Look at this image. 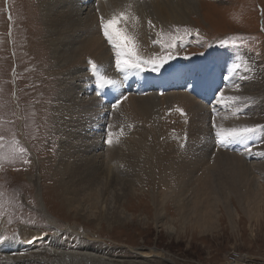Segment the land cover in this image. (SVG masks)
<instances>
[{
    "label": "rangeland",
    "instance_id": "374dc122",
    "mask_svg": "<svg viewBox=\"0 0 264 264\" xmlns=\"http://www.w3.org/2000/svg\"><path fill=\"white\" fill-rule=\"evenodd\" d=\"M198 3L197 9L189 12L187 17L180 21L170 20L160 25L159 31H155V24L151 23L147 32H153L155 37L150 38L149 49L152 54L149 57L165 55L171 51L178 60H170L164 66L170 62L172 66L174 63L180 64L179 61L198 63L204 56H207L209 62L216 61L206 68L212 77L209 80L216 86L215 96L219 88L218 81L229 84L235 81V76L230 80L222 76L224 73L229 75L228 67L230 70L233 68L230 63L233 55L227 51H236L252 58L258 75L264 81V0H199ZM41 11L37 0H0V133L8 135L0 137V235L17 233L15 238L0 243L1 255H21L22 264H46L58 258V261L67 264H81L83 258H99L96 252L102 255L105 262L110 258L137 259L141 256L133 249L142 247L165 252L174 264H246L244 258L264 261V173L261 170L258 173L254 166L261 160L264 163V122L252 124V128H256V131L250 133L253 148H238V143L221 142L215 133L219 128L222 129L219 122L221 118L224 121L225 115L221 112H230L225 107L218 109L217 106L219 111L214 119L216 129H213L215 140H211L212 148H208L207 164L210 165L220 153L240 156L241 151L245 152V159L242 157L245 162L254 163L251 166V175L254 177L252 181L262 190L258 217L256 215L249 219L233 200L230 204L233 215L220 204L215 206L216 228L211 232H201L191 223L181 225L175 208V204L180 202L170 194L174 185H165L157 169L152 167V171H146L142 166L144 162L139 165L137 182L126 185V194L121 195L118 201L124 213L129 215L128 219L122 220L124 214H119L114 217L109 215L111 221H99L95 217L101 214H86V211L71 206L67 177L61 171L59 162L62 132L56 129L53 111L60 91L61 76L52 75L51 72L53 53L46 40ZM177 36L181 39L175 40ZM173 43L177 46L169 48L168 45ZM185 56L188 58L185 59ZM220 67L223 69L220 70ZM184 70L192 75L197 73L195 69ZM213 71L218 73V78L210 74ZM243 72L239 75H243ZM247 75L251 76L252 72L248 70ZM243 82L241 76L239 83ZM123 85L124 90H129L128 85ZM91 90H94L93 87ZM262 91L258 89L256 93ZM93 94L87 96L84 92L85 97H92ZM259 95L252 96L259 99ZM210 97L213 98L209 94L203 95L202 100H199L211 103L213 100H204ZM111 104L109 101V107L102 109L101 115L106 120L105 128H110L107 132L114 134L116 128L110 122V116L113 117L111 112H114ZM107 132L101 129L98 137L101 140L91 139L99 143V146L87 150L88 155L103 165L107 151ZM254 142L260 145L259 148H254ZM21 148L25 150L22 153ZM110 166L116 170L117 164L112 163ZM101 168L100 181L105 178H109V181L117 180L108 169L102 172ZM191 197V191H188L180 201L189 204ZM158 211H162L164 221L175 219L172 233L169 234L156 223ZM79 246L93 247L96 257L86 249L83 251L88 253L80 255L83 251L80 252ZM62 249L69 250V253H62ZM72 250H79V256Z\"/></svg>",
    "mask_w": 264,
    "mask_h": 264
},
{
    "label": "bare ground",
    "instance_id": "6f19581e",
    "mask_svg": "<svg viewBox=\"0 0 264 264\" xmlns=\"http://www.w3.org/2000/svg\"><path fill=\"white\" fill-rule=\"evenodd\" d=\"M37 1L42 9L46 40L53 53V68L54 66L55 68H52L51 72L52 75L61 76V81L58 80L60 91L55 99L53 111L56 129L62 132L59 162L63 169L61 171L68 179L64 177L70 189V197L67 199L71 206L77 210L86 211V214H101L95 215V219L99 221L101 219L111 221L109 215L114 217L119 214H124L121 217L122 220L128 219L129 215L124 213L118 201L121 195L126 194L128 188L126 185L137 182L139 165L144 162L142 166L144 165L143 168L145 167L146 171H150L153 167L158 170L159 178L165 182V185L166 183L174 185L170 194L180 202L175 204V208H177L181 225L191 223L201 232H211L216 228L215 206L220 204L231 215L234 212L230 206L233 200L249 219L258 214L261 189L252 181L254 177L251 175V166L254 163L245 162V152L241 151L240 156L227 154V152L220 153L210 165L207 164L208 148L211 140L215 138L214 119L217 117L219 108L225 107L230 111L221 112L225 115L224 121H221L223 119L221 118L219 122L222 124V129L252 128V124L264 122L261 116L262 111L264 112V92L256 93L258 89L264 90V81L258 75L252 58L236 51L226 52L233 55L230 60L233 68L230 70L228 67L229 75L224 73L225 75L222 76L229 77V80L235 76V81L229 84L217 80L219 88L215 96L216 86L209 80L212 77L209 76L206 68L216 61L209 62L207 56H204L198 63L186 65L174 63L172 66L170 62L159 72L136 69L119 72L115 67L116 50L107 42L100 26L101 17L109 19L114 14L124 12L127 19H122L119 27L133 38L137 55L144 59H151L153 57H149L152 54L149 43L150 38L153 39L155 34L147 32V29L151 28L148 22L152 21L155 24L154 30L159 31L160 25L170 20L180 21L183 17H187L189 12L197 9L199 0ZM89 60L98 65L99 73L117 80L118 83L98 88L97 76L89 71L91 70ZM184 69H195L197 73L192 75ZM248 70L252 72L251 76L247 75ZM242 72L244 82L240 84L239 74ZM210 74L218 78L217 72L213 71ZM123 84L128 85L129 90H124ZM92 87L94 90H91ZM157 91H160L162 95H158ZM84 92L87 96L93 92L95 94L92 97H85ZM207 94L212 95L213 98L204 100L213 101L206 104L199 99L202 100L201 97ZM258 94H260L259 99H254L253 96ZM115 100H119L120 104L113 108L114 112H111L113 117L110 116V122L116 131L113 130L115 133L112 136V143H107L103 165V163L99 164L95 157L88 155L87 150L99 146V143L91 139L98 138L101 129L106 132L110 129L105 128L106 120L102 117L101 110L109 107V101L110 104L111 101L115 104ZM178 108L183 110V115L177 111ZM250 135L249 133L239 139L227 140V143H238V148H253ZM259 146L256 144L254 148ZM112 163L117 164L116 170H112L110 166ZM263 164L262 160L254 164L258 173H261L260 170L264 173ZM100 168L102 172L103 169H108L117 180L109 181V178H105L100 181ZM188 191L189 193L191 191L192 197L188 201L189 204H184L185 201L180 199ZM161 213L162 211H158L156 214V223L170 234L174 230L172 223L175 219L164 221ZM64 249L61 252L68 254L69 250ZM80 249V252L84 249L90 250L94 257L100 256L99 258L84 256L86 259L83 258L81 264H174L165 252L156 248H135L133 250L141 257L127 260L110 258L107 262L103 260L102 255L98 254L99 252L94 254L93 247ZM86 251L80 255H86L88 253ZM72 252L78 253L79 256V250H72ZM60 258L62 260V257ZM58 259L50 263L48 261L46 264H67ZM244 259L246 264H264V261ZM22 260L21 255L7 256L0 253V264H22Z\"/></svg>",
    "mask_w": 264,
    "mask_h": 264
},
{
    "label": "snow or ice",
    "instance_id": "6c2138e0",
    "mask_svg": "<svg viewBox=\"0 0 264 264\" xmlns=\"http://www.w3.org/2000/svg\"><path fill=\"white\" fill-rule=\"evenodd\" d=\"M127 19V16L124 12H120L119 14H114L109 19H105L104 17L100 18V26L103 31V35L106 38L107 42L112 45V47L116 50V60L115 67L119 72H127L129 70H151L153 72H159L168 61L173 60L175 57L171 54V51H168L165 55L154 56L151 59H144L141 56L137 55L136 45L133 42V38L126 34L125 30L119 27L120 21ZM151 25V21L148 22ZM179 31V29H177ZM187 33V29H185ZM175 40L181 39V37L177 36L174 38ZM221 43H224L221 41ZM175 43L169 44L168 47H176ZM185 59L188 57L185 56ZM89 65L94 76H97L96 84L98 88H104L106 86H113L118 83L117 80H114L102 73L97 71L98 65L93 61L89 60ZM222 95V94H221ZM120 103L119 100L116 101L115 104L112 105L113 108H116ZM177 111L181 112L183 115L182 109H177ZM215 127V125H213ZM256 131V128L251 127H243V128H231V129H219L216 132L217 137L221 138V142L230 140V139H239L246 134L252 133ZM123 130L121 129V134ZM113 133H108V139L106 143H112ZM23 148L20 149V152H24ZM28 163V161H25ZM17 235L16 232H13L9 236L0 235V243L5 242L8 239H13Z\"/></svg>",
    "mask_w": 264,
    "mask_h": 264
}]
</instances>
